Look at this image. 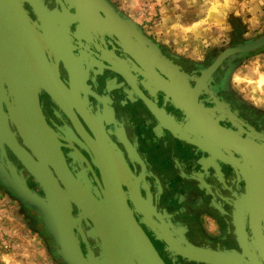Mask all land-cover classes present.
Here are the masks:
<instances>
[{
    "label": "flooded vegetation",
    "instance_id": "1",
    "mask_svg": "<svg viewBox=\"0 0 264 264\" xmlns=\"http://www.w3.org/2000/svg\"><path fill=\"white\" fill-rule=\"evenodd\" d=\"M22 2L50 64L72 91L65 105L42 87L39 98L75 176L98 187L101 173L90 139L108 142L116 161L136 176L130 206L167 264H206L174 250L178 239L252 259L247 247L259 248L264 236V110L243 101L230 86L234 60L227 58L205 77L220 53L201 61L171 53L111 3L115 11L88 16L73 0ZM153 67L200 110L185 107L156 83L149 73ZM3 113L9 116L0 115L3 128L10 126L28 149L11 118L18 108L0 53ZM213 122L237 143L203 127ZM6 148L27 185L46 198L44 183ZM252 199L258 204L252 206ZM78 212L72 203V213ZM82 227L89 229L85 220ZM79 238L86 252L81 233ZM86 240L94 248L92 238L86 235Z\"/></svg>",
    "mask_w": 264,
    "mask_h": 264
},
{
    "label": "water",
    "instance_id": "2",
    "mask_svg": "<svg viewBox=\"0 0 264 264\" xmlns=\"http://www.w3.org/2000/svg\"><path fill=\"white\" fill-rule=\"evenodd\" d=\"M73 1L79 11L88 16H101V11H115L108 0ZM263 48L264 35L251 42L227 47L204 75L212 76L227 58L244 57ZM0 53L18 108V115L13 114L11 118L28 147L26 149L18 142L10 126L7 130L3 128L0 117V177L10 179L21 201L33 204L42 212L52 230L58 254L65 263L167 264L130 206L129 199L135 195L130 183L136 176L116 161L108 142L101 140L96 143L89 138L101 173V180L96 177L98 187L86 181L83 183L82 176L78 178L70 170L61 143L43 114L39 90L41 87L46 89L62 105L67 101L64 97L72 96V91L50 64L22 0H0ZM156 54L177 69L165 56ZM149 73L156 83L185 107L200 110L197 103L181 91L172 89L165 76L154 67ZM0 115L9 118L4 113ZM206 125L208 123L203 127L220 139L235 140L230 137L232 133L218 122ZM82 132L89 137L83 128ZM7 146L44 183L46 198L28 187L17 166L10 160ZM72 203L79 209L77 214L72 213ZM83 220L89 227L87 232L82 227ZM80 233L86 242V252L81 245ZM86 235L95 242L96 251L86 240ZM178 241L180 246H173L174 250L186 253L190 260L206 264H260L264 258V236L257 243L259 248L247 247L250 253L254 252L252 259L238 251L213 250L187 244L182 239Z\"/></svg>",
    "mask_w": 264,
    "mask_h": 264
},
{
    "label": "rangeland",
    "instance_id": "3",
    "mask_svg": "<svg viewBox=\"0 0 264 264\" xmlns=\"http://www.w3.org/2000/svg\"><path fill=\"white\" fill-rule=\"evenodd\" d=\"M108 1L115 6L119 13H122L143 33H146L152 41L162 45L171 53H181L183 55L182 50L173 44L172 39L163 36L164 33L167 34L168 32L162 31L165 22L162 20V17H164V13L168 14L169 11L165 7V1ZM167 2H171L169 5L171 9L174 6H178V4L180 8L184 7V5L185 7L186 5H193V2L190 0H167ZM202 2H204L202 4L203 9L213 11L211 12V15L213 13V17L214 15H220L223 18L225 41L212 44L208 47L209 49H205V51L197 56H187L186 54L188 58H194L197 61V59H201V57L205 56L210 50L221 53L227 47L251 42L264 35V0H202ZM200 7L201 3L197 6V9ZM187 11L189 12V15L194 13L195 6L188 8ZM260 18L261 21L258 22ZM186 20L188 21V17H186ZM186 20L183 19L182 23L187 22ZM252 21H254L255 24ZM249 27L251 29L257 27L258 30L251 32L250 34L248 33L250 31ZM167 36L169 37L168 34ZM263 54L264 48L245 54L244 57H240L242 60L236 57L234 58V62L236 61L243 64L249 59ZM256 69L258 70V68ZM241 71L242 73L239 74L241 78L234 75V89H232L240 94L246 95L248 98L256 102L257 105L264 106V95L261 94L264 92L261 91L264 78L261 77V81L256 79V77L259 76V70L257 74L250 73L253 72V69L250 68L247 70L250 75H248L247 78L244 77V79H242V76L244 75L243 70ZM237 73L238 72H236V74ZM257 105L255 107L259 108ZM1 155L0 150V159ZM28 187L41 196L30 186ZM0 193L2 195L0 198V264L8 263L7 260L3 261V254L12 255L19 252L26 254L41 253V256L39 257H41L42 262L48 263L49 261L56 260L58 261V264H66L58 254L52 230L42 212L33 204L23 202L21 201L22 199L20 200L17 192L12 187L10 179L4 180L0 177ZM253 200L254 199L251 201L252 206L257 202L256 199ZM49 264H51V262Z\"/></svg>",
    "mask_w": 264,
    "mask_h": 264
},
{
    "label": "crops",
    "instance_id": "4",
    "mask_svg": "<svg viewBox=\"0 0 264 264\" xmlns=\"http://www.w3.org/2000/svg\"><path fill=\"white\" fill-rule=\"evenodd\" d=\"M166 3V8L169 10L168 14L164 13V17H162V20L165 21L163 25L162 31H168L167 36L166 33H164L165 38H170L173 41V44L180 48L183 52V55L178 53L179 55L195 60L194 58H188L187 56H197L201 52L205 51L209 46H211L214 43H220L225 41V31H224V21L223 18L220 15H214L213 13L211 15V10H205L202 7V0H190L193 2L192 6H195L194 13L189 15V12L187 11L188 8L192 6H187L180 8L179 4L178 6H174L172 9L169 7L171 2H167V0H163ZM195 1V3H194ZM201 3V7L197 9V6ZM210 12V13H209ZM186 17H188V21L186 20ZM185 19L187 22L182 23V20ZM256 20V19H255ZM261 21V18L258 20V22ZM254 24L255 22L252 21ZM249 32H255L257 31V27L254 29H251L249 27ZM252 30V31H251ZM209 49V48H208ZM214 50H210L206 53L205 56L201 57V59H197V61H201L207 58L208 54H211ZM177 54V53H176ZM187 54V56H186ZM232 60H234L233 57H231ZM242 60V58H240ZM253 60V61H252ZM241 62V61H240ZM239 62L235 61L234 68L232 70L231 76H230V86L234 89L233 86V79L234 75H236L238 78H241L239 74L242 73L241 70H243V76L247 78L250 68L253 69V72L250 73H258L259 70V76L256 77L257 80H260L261 77L264 78V54L261 56H257L254 58L249 59L246 63L240 64ZM238 66V67H237ZM258 68V70L256 69ZM240 69V70H239ZM236 72H238L236 74ZM235 91V90H234ZM261 91H264V83L262 85ZM238 93V92H237ZM242 100L247 102L248 104H251L252 106H256V102H254L252 99L248 98L246 95L238 93ZM264 95V92L261 93ZM262 99V98H261ZM256 104V105H255ZM259 106V105H257ZM258 109L264 110V106L260 105ZM2 197L0 193V198ZM1 200V199H0ZM41 253H30L26 254L23 252L15 253L12 255L9 254H3L2 259L3 261L7 260V264H58V261L53 260L47 262L41 261ZM5 264V263H3Z\"/></svg>",
    "mask_w": 264,
    "mask_h": 264
},
{
    "label": "bare ground",
    "instance_id": "5",
    "mask_svg": "<svg viewBox=\"0 0 264 264\" xmlns=\"http://www.w3.org/2000/svg\"><path fill=\"white\" fill-rule=\"evenodd\" d=\"M261 81V80H260ZM262 83V82H261ZM260 84V83H259Z\"/></svg>",
    "mask_w": 264,
    "mask_h": 264
}]
</instances>
